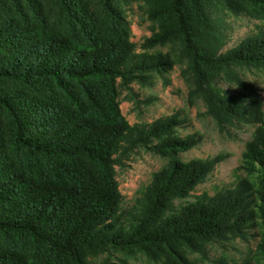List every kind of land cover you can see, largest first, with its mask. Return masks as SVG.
<instances>
[{
    "label": "trees",
    "instance_id": "1",
    "mask_svg": "<svg viewBox=\"0 0 264 264\" xmlns=\"http://www.w3.org/2000/svg\"><path fill=\"white\" fill-rule=\"evenodd\" d=\"M187 1L198 26L190 22ZM251 2L253 16L264 19V0ZM218 7L234 14L246 9L234 0H172L166 14L175 23H153L138 45H104L85 26L75 43L56 35L36 38L14 22L0 28V81L38 91L29 97L0 94L12 141L22 153L17 165L0 166V236L29 243L27 249L0 247V264H87L106 250L140 252L160 264H195L189 253L204 254L210 242L245 239L258 223L264 264V109L238 72L264 71V26L222 50L220 21L206 14ZM168 43L185 48L189 94L203 99L219 131L255 125L241 155L245 176L192 200L185 199L224 155L182 160L178 152L201 137L177 135L176 114L129 124L115 102L117 80L127 89L132 81L150 85L155 76L166 82L172 53L152 49ZM220 80L241 90L231 94ZM48 86L55 88V99L43 94ZM152 137L159 138L155 151L168 160L124 207L114 166Z\"/></svg>",
    "mask_w": 264,
    "mask_h": 264
},
{
    "label": "rangeland",
    "instance_id": "2",
    "mask_svg": "<svg viewBox=\"0 0 264 264\" xmlns=\"http://www.w3.org/2000/svg\"><path fill=\"white\" fill-rule=\"evenodd\" d=\"M172 0H0V28L9 22L17 27L33 30L36 38L44 35H56L75 43L76 35L85 26L93 31L100 41L105 43L133 42L137 45L150 34L153 23L174 24L173 17L166 14ZM186 3V0H181ZM240 7H246L238 14L226 8H207V15L218 17L226 50L235 46L242 38L252 33L258 26H264V19L254 17V5L251 0H234ZM186 9L191 15V24L198 26L192 9L187 1ZM155 17V20L152 19ZM17 43L18 40H12ZM21 42V41H20ZM153 51H170L174 64L166 74V82L155 76L150 85H139L132 81L129 89L116 83L115 102L123 119L129 123H147L166 115L176 114L179 122L175 132L179 136L196 133L200 141L178 152L182 160L206 158L216 154L224 155L207 178L198 184L185 200L196 195L216 191L232 186L239 177L245 176L241 165V155L254 131L255 125L238 124L228 132L219 131L205 104L199 95H190V75L185 70L186 51L181 44L157 46ZM188 50V48H186ZM239 74L255 91L264 109V71L258 68H239ZM219 86L229 93L241 90L237 85L225 80ZM13 92L15 95L29 97L36 95V86H26L0 81V94ZM45 96L55 99V88L43 89ZM159 138L152 137L134 147L123 158L121 164L114 166V179L123 197V206L129 207L149 182L152 173L163 166L168 158L155 151L154 145ZM22 159L20 149L11 138L10 120L0 107V166L6 162L17 165ZM184 200V199H183ZM177 199V203L184 201ZM262 228L254 224L245 239L233 238L222 242H210L204 254L189 253L195 264H260L263 263L257 251ZM25 237L0 236V247L9 249H27ZM87 264H160L148 260L142 253L125 255L121 252L106 250L87 258Z\"/></svg>",
    "mask_w": 264,
    "mask_h": 264
}]
</instances>
